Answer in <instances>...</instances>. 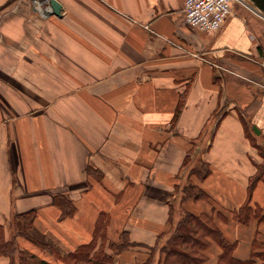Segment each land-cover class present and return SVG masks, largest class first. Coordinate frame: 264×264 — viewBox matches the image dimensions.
Segmentation results:
<instances>
[{
    "label": "crops",
    "instance_id": "0c3cea01",
    "mask_svg": "<svg viewBox=\"0 0 264 264\" xmlns=\"http://www.w3.org/2000/svg\"><path fill=\"white\" fill-rule=\"evenodd\" d=\"M58 1L59 15L49 0L0 14L6 238L33 211L29 234L58 255L19 236L27 264H72L91 243L88 264H164L189 212L238 264H264V17L235 4L205 32L185 21V0ZM189 179L200 198L185 199ZM207 240L203 264H217L223 246Z\"/></svg>",
    "mask_w": 264,
    "mask_h": 264
},
{
    "label": "trees",
    "instance_id": "16d2710c",
    "mask_svg": "<svg viewBox=\"0 0 264 264\" xmlns=\"http://www.w3.org/2000/svg\"><path fill=\"white\" fill-rule=\"evenodd\" d=\"M207 169L208 167H205V174L208 172ZM88 171L92 172L95 171V169L89 165ZM184 192L186 195L185 199H197L202 196L198 187L191 184L186 186ZM73 210L71 204H69V206H64L65 214L72 213ZM34 216L33 211L16 214L9 225V238H6L4 229L0 228V256H9L11 258V264H27L31 257L27 255L26 251L18 247L17 238L19 236H25L43 249L58 255V252L52 245L40 241L29 234L30 229L33 227ZM205 218L208 217L198 216L189 212L183 214L164 247L163 253H165L166 257L164 264H203L206 261L203 250L208 245L207 237L209 234L213 235L224 249L217 264H238V261L231 256L234 245L226 241L220 231L212 226L211 223L208 224V220ZM93 244L91 243L79 248V250L67 256L66 259L72 264H80V262L88 264V262L92 260V258H90V253L93 249ZM128 244L129 242L127 240H124L120 244L114 243L113 249L119 251ZM246 262L247 261H243L242 264Z\"/></svg>",
    "mask_w": 264,
    "mask_h": 264
},
{
    "label": "built area",
    "instance_id": "2783aa9c",
    "mask_svg": "<svg viewBox=\"0 0 264 264\" xmlns=\"http://www.w3.org/2000/svg\"><path fill=\"white\" fill-rule=\"evenodd\" d=\"M237 1L241 0H185V21L201 31H218L231 15Z\"/></svg>",
    "mask_w": 264,
    "mask_h": 264
},
{
    "label": "rangeland",
    "instance_id": "374dc122",
    "mask_svg": "<svg viewBox=\"0 0 264 264\" xmlns=\"http://www.w3.org/2000/svg\"><path fill=\"white\" fill-rule=\"evenodd\" d=\"M16 1H18V0H0V14H1V12L5 9V10H8L9 8H7V7H9L11 4H13V3H15ZM36 1H40L41 3H42V1L43 0H36ZM243 1V4H241L240 2H236V4L239 6V7H243V8H245L246 9V11H253V12H255V10L254 9H252L251 7L253 6V4H252V2L250 1V0H242ZM246 3H247V5H246ZM12 11H17V12H19V11H21V9H10L9 10V12L11 13ZM22 15H24V14H27L28 13V9L27 8H25V9H22V11L20 12ZM3 14V13H2ZM17 15H19V13H17ZM33 16H35L37 19H39V17L42 19L43 18V16H42V14H40V13H37L36 15L34 14ZM0 18H1V16H0ZM38 22H40V20H37ZM42 21V20H41ZM36 25V24H35ZM41 28H42V23H40V24H37V26H36V28H35V30H37V31H40L41 30ZM33 29V28H32ZM37 36V38H39V37H41V36H39V35H36ZM36 36H33V37H35L36 38ZM40 43V41H37V44H39ZM188 182V184H191V185H193V182H192V180H188L187 181Z\"/></svg>",
    "mask_w": 264,
    "mask_h": 264
},
{
    "label": "water",
    "instance_id": "95a60500",
    "mask_svg": "<svg viewBox=\"0 0 264 264\" xmlns=\"http://www.w3.org/2000/svg\"><path fill=\"white\" fill-rule=\"evenodd\" d=\"M250 1L254 5V7L257 9V11L264 14V0H250ZM49 2L52 6L51 11H49V13L59 15L60 10H61L60 2L58 0H49Z\"/></svg>",
    "mask_w": 264,
    "mask_h": 264
}]
</instances>
